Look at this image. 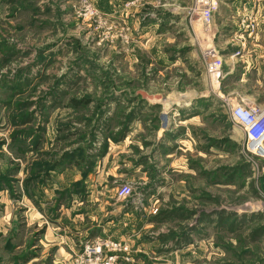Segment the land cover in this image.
<instances>
[{
  "label": "rangeland",
  "instance_id": "374dc122",
  "mask_svg": "<svg viewBox=\"0 0 264 264\" xmlns=\"http://www.w3.org/2000/svg\"><path fill=\"white\" fill-rule=\"evenodd\" d=\"M150 1L0 0V264H264V159L231 110L264 108V0H216L243 12L226 38L184 0L157 50Z\"/></svg>",
  "mask_w": 264,
  "mask_h": 264
},
{
  "label": "crops",
  "instance_id": "0c3cea01",
  "mask_svg": "<svg viewBox=\"0 0 264 264\" xmlns=\"http://www.w3.org/2000/svg\"><path fill=\"white\" fill-rule=\"evenodd\" d=\"M94 1V3L96 4L97 7H99L102 11L105 12H116L117 10H120L121 5L123 4V2L125 0H92ZM158 0H151L150 2H153L152 5H154ZM164 1V6H166V10L164 9H160V12H156L155 14L153 13H149L148 16L153 20V23L147 25V29L145 27L146 22H145V17L146 14L138 11L137 9L134 11V13L137 15V29L139 30V32L141 33L142 37H147L150 36L151 38L147 41V43L151 44V48L154 49H160L162 48V42L165 39V42L167 41H171L172 38H174L173 36L175 34H173L174 32L177 34L180 33L179 30H183L186 22L189 20V14H187V10L186 7L187 5H183L185 2L184 0H163ZM228 1V0H225ZM225 5H227V3H224ZM253 4V3H252ZM230 5L231 3L228 4L229 8L224 10V11H219L218 13L216 12L215 15V20L213 22L212 27L215 28V32H218L219 35H224V38H226V36L230 33H233L236 29H237V24L239 22V18L241 17V14H243V12H239V10H231L230 9ZM253 13V15L255 17L258 16H262L261 12L259 11H253L251 12ZM142 14H145V16L143 15L141 17ZM141 19H140V17ZM141 20H143V22H141ZM203 25V24H202ZM204 26V25H203ZM205 27V26H204ZM136 28V27H135ZM207 29V28H206ZM148 30V31H147ZM229 38L226 39L224 41V43L228 44L229 43ZM153 42L154 45H153ZM183 46V45H182ZM237 48L235 47H231V46H227L223 47V53L225 56V65L227 66V68L229 69L230 73H232L234 71L235 65L237 64L238 60L240 59H244L245 61L249 62L251 59L249 58L250 56L247 54L246 56H236V50ZM177 54L179 52H176ZM246 54V53H245ZM175 56V57H174ZM178 57V58H177ZM183 56L182 54L179 53V55H171L168 58L163 59L164 60V64L167 65V61L168 59L172 60V63L170 66H175L176 64H178V60L181 59ZM176 59V60H173ZM229 73V74H230ZM187 88V89H186ZM185 88V90L187 91V93L190 94L191 89L188 88V86ZM235 91V90H234ZM194 92H196L194 90ZM208 90H204L203 92H201L200 94L196 93L195 95L197 97L195 98H201V97H206V95H208ZM231 93V92H230ZM229 93V94H230ZM180 96H184L186 94V92L184 94L177 93ZM165 97L171 98V94H164ZM194 94H192L193 96ZM187 97H189V99H193V97L186 95ZM252 102V101H251ZM181 103H185V102H181ZM176 104V103H173ZM172 104V105H173ZM187 107L190 106V101H188V104L186 103ZM188 109V108H187ZM185 110V109H183ZM195 108L192 107L190 109V112L192 115L195 114ZM190 115V114H187ZM197 117L193 116V118ZM191 117H189V120ZM172 156V155H170ZM178 163L180 165H184L185 164V160L184 157H181V161L177 160ZM177 163V164H178ZM178 164V165H179ZM177 167H183V166H177ZM90 193V192H89Z\"/></svg>",
  "mask_w": 264,
  "mask_h": 264
},
{
  "label": "built area",
  "instance_id": "2783aa9c",
  "mask_svg": "<svg viewBox=\"0 0 264 264\" xmlns=\"http://www.w3.org/2000/svg\"><path fill=\"white\" fill-rule=\"evenodd\" d=\"M193 2L194 5L189 9L190 16H198L203 25L209 28L214 13L218 10L216 0H193ZM94 14L97 15V12L90 4H87L84 16L91 18ZM231 110L235 125L240 127L245 134L246 153L252 157L264 159V108H255L248 104H232ZM106 245L114 249L120 247V245L109 241L106 242Z\"/></svg>",
  "mask_w": 264,
  "mask_h": 264
},
{
  "label": "trees",
  "instance_id": "16d2710c",
  "mask_svg": "<svg viewBox=\"0 0 264 264\" xmlns=\"http://www.w3.org/2000/svg\"><path fill=\"white\" fill-rule=\"evenodd\" d=\"M26 122V121H25Z\"/></svg>",
  "mask_w": 264,
  "mask_h": 264
}]
</instances>
